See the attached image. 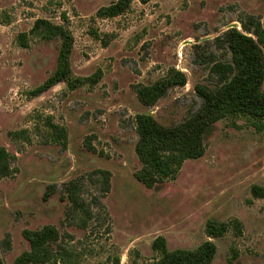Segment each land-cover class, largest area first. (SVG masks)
Here are the masks:
<instances>
[{
	"label": "rangeland",
	"instance_id": "374dc122",
	"mask_svg": "<svg viewBox=\"0 0 264 264\" xmlns=\"http://www.w3.org/2000/svg\"><path fill=\"white\" fill-rule=\"evenodd\" d=\"M115 1L0 0V149L12 156V174L0 178V264H14L30 249L24 230L48 225L59 229L69 251L58 264H152L159 237L170 251L214 242L212 264H264V198L252 194L253 186L264 188V130L252 120L216 123L204 156L187 160L176 179L158 188L135 178L141 167L135 117L152 114L170 127L197 112L203 101L195 86L214 84L204 55L219 59L215 39L231 27L242 31L241 19L264 24V0H134L120 17H96ZM38 19L72 32L73 78L87 80L83 85L59 83L33 95L54 73L60 48L59 40L37 38L29 48L19 45L18 36ZM171 69L186 74V86L145 107L136 86ZM48 120L66 130V147L52 141ZM12 132L26 133L13 139ZM98 170L111 173L109 193ZM77 180L83 198L100 199L109 219L95 210L82 228L70 217L64 186ZM235 220L240 234L231 226L221 238L207 236V222Z\"/></svg>",
	"mask_w": 264,
	"mask_h": 264
},
{
	"label": "trees",
	"instance_id": "16d2710c",
	"mask_svg": "<svg viewBox=\"0 0 264 264\" xmlns=\"http://www.w3.org/2000/svg\"><path fill=\"white\" fill-rule=\"evenodd\" d=\"M138 1L146 5L155 0ZM133 3L134 0H117L101 7L96 17H120L131 10ZM239 22L242 31L236 26L231 27L215 39L217 49L222 52L219 59L204 55V58L208 59L207 62L210 61L214 84L195 86L197 96L203 101L197 112L182 123L170 127L160 124L152 114H138L135 117L138 135L135 151L141 164L135 178L146 188H158L167 180L176 179L187 160L203 157L206 152L205 139L212 132L214 125L221 120L245 117L252 120L258 130H264V24L254 16H247ZM95 36L98 37L97 34ZM31 38L60 41L57 67L33 95H41L59 83H67L70 89H76L87 81L73 78L71 55L74 36L64 24L38 19L29 33H21L18 36V43L23 48H29ZM91 81L95 82L92 78ZM187 81L184 72L171 69L165 77L153 84L137 85L135 91L138 100L145 107L152 108L171 90L185 87ZM47 125L51 129L52 141L62 142L66 147V130L50 120ZM24 133L26 132H12L10 136L16 139ZM87 147L94 149L91 145ZM11 158L5 148L0 149V178L12 174ZM95 174L102 178L103 192L109 193L110 171L98 170ZM82 183V180L72 181L64 187L65 196L71 204L68 214L73 220L79 219L80 226L86 228L89 222L95 219V210L103 212L107 219L109 215L100 199L93 198L92 202L88 203L83 198ZM252 194L255 198H264V188L253 186ZM231 226L237 233H241L240 224L235 220L232 224L209 221L206 224V234L210 239H218L225 236ZM23 237L29 243L30 249L19 255L14 264H58L65 261L69 254L61 245L62 235L55 226L24 230ZM152 247L158 253V258L152 264H212L217 255V246L212 241L204 242L195 250L170 251L166 239L159 237Z\"/></svg>",
	"mask_w": 264,
	"mask_h": 264
}]
</instances>
